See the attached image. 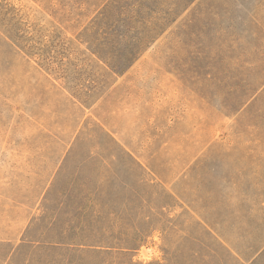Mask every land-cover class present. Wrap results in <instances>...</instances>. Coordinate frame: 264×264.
<instances>
[{
    "label": "rangeland",
    "instance_id": "1",
    "mask_svg": "<svg viewBox=\"0 0 264 264\" xmlns=\"http://www.w3.org/2000/svg\"><path fill=\"white\" fill-rule=\"evenodd\" d=\"M6 1L53 29L34 0ZM75 50L85 51L77 42ZM89 59L97 92L73 115L48 92L45 74L24 64L7 78L14 94L0 89V264H70L78 253L46 244L100 183L101 202L124 205L114 221L154 224L121 260L171 264L175 255L185 264L195 252L199 263L212 248V264H264V0H194L123 74ZM66 123L83 131L74 142H66ZM61 191L63 217L51 227L47 203Z\"/></svg>",
    "mask_w": 264,
    "mask_h": 264
},
{
    "label": "trees",
    "instance_id": "2",
    "mask_svg": "<svg viewBox=\"0 0 264 264\" xmlns=\"http://www.w3.org/2000/svg\"><path fill=\"white\" fill-rule=\"evenodd\" d=\"M34 1L49 16L53 27L51 31L43 24L30 21L10 2L0 0V45L6 50V55L0 58V89L4 90L5 94L11 92L14 94V84L7 78L13 76L14 66L24 64L45 74L48 92L53 98L67 102L71 106L70 109L67 108L68 114L73 115L71 112L73 108L76 109L74 112L82 110L93 101L97 92L98 78L95 73L89 71L90 57L102 63L100 70L104 73L123 74L194 0ZM75 42L84 46L86 53L84 51L79 54L75 50ZM2 100L7 103L5 98ZM64 129L70 130V136L68 135L66 140L69 143L74 142L78 134L83 132L77 124L71 127L66 123ZM53 137L58 139L61 136L53 134ZM128 157L136 166L141 167L129 154ZM64 158L63 155L59 160L60 166L48 178V184L44 187L47 193L48 186L60 171ZM112 163V159L106 161L105 169H108ZM101 184L94 186L85 194L86 198L90 199L89 196L93 198L90 199L88 206H80L77 200L76 210L78 212L79 209L82 210L79 215L81 217L78 219V212L74 213L73 224L72 222L66 224L64 230L58 233L57 240L48 242L46 246L78 253L79 256L74 260L71 259L70 264H85L87 259H89L88 264H140L131 260H121L120 257L143 245L154 224L146 220L144 223L147 228L143 230L133 227L134 225H127L124 221H114V218L124 210V205L122 202L118 205L114 204L110 199L101 202ZM59 193V197L47 203L49 212L45 214L50 213L51 227L63 217L66 199L63 195L68 196L66 192ZM43 200L46 209L48 202L46 195ZM88 213L90 215L87 218ZM42 216L44 218V215L40 217ZM101 220L103 222H100ZM172 221L173 219H168V225L172 226ZM196 224L201 226L228 256H232L227 247L208 229L210 227L206 222L199 220ZM69 233L72 236L65 241ZM22 240L19 244H9L10 250L6 257L13 247L16 249L20 247ZM32 242L33 245L30 247L37 251L40 248L34 244L37 241L32 240ZM213 253H216V250L208 248L206 254L208 258L204 255L201 262L197 263L194 260L195 252H188L184 263L212 264ZM82 254H90V256L83 259ZM171 260V264H180L175 255ZM236 261L240 263L239 260ZM168 262L170 259L167 260Z\"/></svg>",
    "mask_w": 264,
    "mask_h": 264
}]
</instances>
